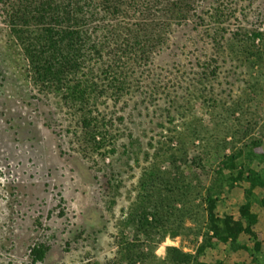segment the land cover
<instances>
[{"label":"trees","instance_id":"16d2710c","mask_svg":"<svg viewBox=\"0 0 264 264\" xmlns=\"http://www.w3.org/2000/svg\"><path fill=\"white\" fill-rule=\"evenodd\" d=\"M257 2L0 0L12 35L25 53L33 87L41 95H56L70 111H80L83 129L99 128L90 108L94 99L111 91L119 100L131 91L129 80L115 69L119 66L117 62L125 59L134 66V75L147 81L157 77L152 78L154 90L168 97L165 111L171 124L175 120L171 113L177 109V114L185 117L200 99L212 110L209 123L200 119L189 125L190 143L201 141L204 145L209 136L216 143L215 148L223 151L231 148L230 154L222 158L215 156L217 163L210 171L203 160L199 163L202 173L210 178V183L203 186L201 181L196 186L190 184L184 167L177 170L181 179L173 178L172 172L164 170L160 163L148 167L137 199L124 220L125 227L136 229L145 237L126 246L119 264H264V232L254 231L243 217L244 211L248 214L259 204L264 207L257 195L264 190V184L255 191L245 190L248 199L243 201L237 200L225 183L227 178L234 181L240 174L259 175L264 183V134L238 143L236 137L244 128L239 125L246 120L240 117L236 123L233 120L246 108L250 127L258 117L251 111L255 98L245 101L239 98L229 104L223 96L240 82L237 70L243 66L260 74L258 86L264 81V1L257 5L256 14L248 12ZM111 43L116 49L112 58L115 64L101 68L104 79L100 84L95 79L100 75L93 73L92 65L102 60L104 49ZM172 48L188 53L189 63L180 61L178 57L182 54L177 52L176 60L167 63L164 70L156 71V57ZM172 71L192 82L183 103L179 102L180 98L167 95L164 84H157L166 72ZM173 107L177 108L172 110ZM177 134L176 139L185 145L187 137L181 132ZM247 135L248 131L243 134ZM92 139L95 143L94 136ZM102 145L98 142L97 147L101 149ZM205 147L213 156L210 144ZM257 149L263 156L256 155ZM167 159L176 164L185 157L179 160L172 153ZM196 201L209 213V223L196 251L189 253L171 246L163 256H156L154 246L163 232L176 230L182 234L186 230L183 222ZM90 217L89 223L99 224L101 218L95 211ZM84 233L83 229L76 236ZM91 233L97 235L98 230ZM49 251L48 244L35 246L30 254L32 262H44Z\"/></svg>","mask_w":264,"mask_h":264},{"label":"rangeland","instance_id":"374dc122","mask_svg":"<svg viewBox=\"0 0 264 264\" xmlns=\"http://www.w3.org/2000/svg\"><path fill=\"white\" fill-rule=\"evenodd\" d=\"M262 1L248 12L256 14ZM114 50L113 43L104 49L102 60L92 65L94 74L100 75L101 68L115 64ZM177 52L182 54L180 61L189 63L188 53L172 48L156 57L154 69L164 70L167 63L177 59ZM117 63L115 69L129 80L131 91L119 100L111 91L94 99L90 108L99 128L83 129L80 111H70L56 95H41L33 87L25 53L12 35L7 13L0 4V264H119L126 246L145 237L125 227L124 220L151 164L160 163L176 179L182 178L177 170L184 167L190 184L196 186L201 181L203 186L210 183V178L202 173L199 163L203 160L210 171L217 163L215 156L222 158L231 153V148H215L209 136L204 145L201 141L190 143L189 125L200 119L211 121L212 110L202 99L185 117L179 116L177 109L171 113L175 116L171 124L165 111L168 97L154 90L152 78L157 77L148 82L134 75L130 60ZM237 72L240 82L223 96L229 104L254 96L251 111L258 114L250 127L245 107L233 119L235 123L238 117L247 121L239 125L244 126L236 137L240 143L241 139L248 141L264 134V81L258 86L260 74H254L248 66ZM262 73L264 76V69ZM95 79L102 84L104 75ZM191 83L172 71L166 72L157 84H164L167 95L183 103ZM245 130L247 137L243 136ZM177 132L187 137L185 145L176 139ZM171 138L175 141L171 142ZM98 142L103 143L101 149ZM209 144L213 156L205 147ZM172 153L179 160L185 159L176 164L169 162L167 157ZM256 155L261 157L263 153L257 149ZM225 183L231 188L229 192L243 201L248 199L245 190L255 191L264 184L259 175L243 174L234 181L227 178ZM257 195L264 202V190ZM194 204L183 222L186 230L182 234L176 230L163 232L154 246L156 256H163L171 246L184 252L196 251L209 223V213L200 202ZM92 211L101 218L99 224L88 222ZM243 213L245 224L264 232L263 205ZM83 229L85 233L77 237ZM93 229L98 230L97 235L91 233ZM41 243L48 244L50 251L44 262L33 263L31 250Z\"/></svg>","mask_w":264,"mask_h":264}]
</instances>
